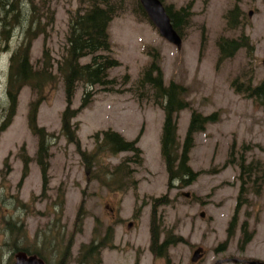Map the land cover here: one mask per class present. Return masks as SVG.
Here are the masks:
<instances>
[{"label": "rangeland", "instance_id": "1", "mask_svg": "<svg viewBox=\"0 0 264 264\" xmlns=\"http://www.w3.org/2000/svg\"><path fill=\"white\" fill-rule=\"evenodd\" d=\"M34 1L33 16L39 22L30 31L26 30L29 13L10 28L15 20L0 7V128L7 117L10 57L24 35L31 36L38 28L28 51L30 61L41 67L46 49L57 77L55 84L45 87L37 112V123L52 133L50 156L44 178L35 159L37 136L28 125L29 102L35 93L24 86L9 124L0 129V264L14 262L16 247L39 251L46 264H57L61 259L64 264H80L81 249L98 240L106 224L117 222L115 247H105L95 256L92 253L84 264H241L234 259L264 260V194L247 192L249 201L237 210L236 230L232 237L227 236L241 180L238 164H225L232 147L235 155L242 152L248 160L264 161V99L254 100L235 87L236 81L264 82V0H164L174 8L191 3L180 48L135 10L134 0L126 2V9L110 21V53L119 64L108 69V77L115 82L113 87L94 85L91 101L71 122L76 124L79 149L87 152L94 150L96 131L109 128L126 139L137 138L143 161L127 164L126 173L131 178L118 191L115 173L125 169L113 174L112 169L131 152L103 149L88 162L76 144L60 132L66 98L57 62L66 50L69 17L84 4L81 0ZM236 3L240 22L229 28L225 14ZM10 18L14 20L11 24ZM242 33L253 44L252 53L242 47L219 62V36ZM154 51L159 52L164 82L174 80L187 88L190 107L176 116L179 144L193 109L204 115L216 114L193 134L187 163L196 174L187 184L174 180L169 185L160 144L164 110L151 93L140 95L141 89H136V80ZM89 59L90 55L83 56L80 61ZM124 74L128 76L125 81ZM84 89L82 82L77 83L72 107H78ZM24 156L29 162L23 174ZM161 196L167 200L153 211L152 201ZM112 211L119 212L118 221L111 220ZM152 215L162 231L170 230L182 238L163 255L149 249ZM246 218L248 230L253 232L241 246V226ZM130 220L133 223L129 226ZM198 246L204 254L192 261Z\"/></svg>", "mask_w": 264, "mask_h": 264}, {"label": "trees", "instance_id": "2", "mask_svg": "<svg viewBox=\"0 0 264 264\" xmlns=\"http://www.w3.org/2000/svg\"><path fill=\"white\" fill-rule=\"evenodd\" d=\"M129 0H81L84 6H80L78 10L69 17L68 32H67V46L65 53L57 62V73L62 78L65 87L66 105L61 113V128L60 132L69 142H74L79 149L78 137L75 133L76 124L71 122L77 112L85 107L92 99V87L94 85L110 84L113 87L115 79L108 77V69L114 65L119 64V60L114 57L111 51V44L108 32L110 21L126 9V2ZM164 3V0H162ZM133 3V1H131ZM135 10L139 11L141 16L147 18V14L140 4L139 0H134ZM166 10L171 18V22L176 31L182 35L183 29L188 25L191 14V3L174 8L171 4L164 3ZM0 7L8 15H12L15 23L10 25L12 28L16 24H20L21 17L29 16V23L26 24V30H31L34 23H38L33 16L36 8L34 0H0ZM240 8L238 4L227 10L225 17L227 27L233 28L240 22ZM10 18V24L14 20ZM5 24V23H4ZM27 31V32H29ZM38 33L33 32L31 36L24 35L23 40L14 50L10 57V64L8 69V78L6 86L7 94V117L2 122L1 130L6 127L11 117L15 113L18 95L24 86H30L35 93V98L29 102L28 107V125L32 133L37 136V151L36 161L40 166L41 174L45 178L48 169V159L50 156V137L52 133L49 132L44 126L37 123V112L39 105L44 98L43 91L46 86H51L56 83L57 77L53 72V62L50 54L46 49H43L44 63L41 67L35 66L30 61L29 47L32 39ZM219 49L218 60L219 62L227 57H231L235 52L244 47L252 53L253 44L250 42L248 36L244 33L236 37L219 36L217 40ZM90 55V59L86 62H81L83 56ZM159 52H153V58L141 71L136 80V89H141L140 95L151 93L154 97V102L158 103L164 110V120L162 125L160 144L161 154L164 159L166 170L168 172V183L172 185V181L179 180L182 183H189L195 176V172L188 165V150L192 143L193 134L202 128L207 121L215 119V113L204 115L201 112L193 109L190 113L189 124L186 130V135L182 141V145L176 137V116L178 112L190 107V102L186 97L187 88L179 82L170 80L168 83L164 82L163 73L159 64ZM124 81L128 79L127 74L123 75ZM84 84V91L81 96V102L78 107H72V98L77 83ZM89 87V88H88ZM108 87V86H106ZM104 89H108V88ZM236 91H243L247 96L254 100L264 99V82L252 84V82H238L235 83ZM95 147L94 150L87 152L80 150L81 155L85 161H94L98 151L109 150L111 153L120 151H130L131 154L125 157L114 169L112 174L120 171L117 174L123 181V184H128L131 175L126 169L127 164L135 162L141 164L143 161L142 152L140 147L137 146V138L126 139L120 135L116 130L104 129L94 133ZM235 143H232L234 146ZM182 146L180 152L179 147ZM231 146V147H232ZM242 145V148H245ZM233 149V147H232ZM230 151V155L225 161V164L237 163L240 169L238 175L241 180L239 191L237 194V204L235 213L229 221L228 237H232L235 232V223L237 221V210L241 204L249 201L247 192L253 194H264V161L259 159L248 160L245 154L235 155ZM238 159L235 161L234 156ZM29 158H23L22 173H27ZM135 183V179L132 180ZM166 196L155 197L152 201L153 211L156 205L166 201ZM81 218V216H80ZM79 224V223H78ZM159 225V223H158ZM154 223L153 215L150 222V249L155 255H163L171 244L177 243L182 238L175 236L170 230L162 231L160 227ZM242 234L240 245L244 246L250 239L253 230H248V218L242 224ZM78 228V227H77ZM79 227L78 229H80ZM111 235V234H110ZM109 235V237H110ZM227 239V237H226ZM87 247L81 249V257L79 263L88 261L89 256L97 255L91 248V244H86ZM16 249L24 250L28 254H37L43 258L39 251H32L26 247H19ZM83 251V252H82ZM88 254L84 257L83 254ZM91 256V257H92ZM57 264H64L62 259Z\"/></svg>", "mask_w": 264, "mask_h": 264}, {"label": "water", "instance_id": "3", "mask_svg": "<svg viewBox=\"0 0 264 264\" xmlns=\"http://www.w3.org/2000/svg\"><path fill=\"white\" fill-rule=\"evenodd\" d=\"M143 9L145 10L148 18L152 24L156 27L158 32L169 42L180 48L182 45V37L174 28L171 18L166 10V7L162 0H139ZM264 64V58L262 59ZM186 196L189 192L184 193ZM201 214H203L201 212ZM202 255V247H196L191 256L192 261H197ZM13 264H45L44 260L37 254H28L24 250H17L14 254ZM249 264H264V260L260 259H249Z\"/></svg>", "mask_w": 264, "mask_h": 264}, {"label": "flooded vegetation", "instance_id": "4", "mask_svg": "<svg viewBox=\"0 0 264 264\" xmlns=\"http://www.w3.org/2000/svg\"><path fill=\"white\" fill-rule=\"evenodd\" d=\"M123 184V181H122V179L117 175L116 177H115V181H114V186H115V189H116V191H118V190H121V189H119V187L121 186ZM112 210V209H111ZM140 210V208L138 209V210H134V212L136 213L137 211H139ZM119 212H117V213H115L114 211H112V221H118L119 220ZM134 215V214H133ZM132 223H133V220H130L129 222H128V225L130 226V225H132ZM116 224H118V222L117 223H115L114 225H116ZM114 225H112V224H106V229H105V231L103 232V234H101L100 233V237L98 238V240H95V242H93V240H92V242H91V248L95 251V252H99V253H101V251L105 248V247H110V248H112V247H115V243H114V239H113V237H114ZM149 227H150V225H149ZM111 234V235H110ZM109 235H110V237H109ZM151 237V236H150ZM149 249H150V242H149ZM203 249V248H202ZM151 250V249H150ZM202 252H203V250H202ZM203 254L204 253H202V255L201 256H203ZM240 260V262H241V264H249V263H247V259H243V258H235L234 259V261L235 260ZM253 259H255V258H253ZM85 263H88V261H84ZM84 262H82V263H80V264H84ZM221 262H222V260H221ZM220 262H218V264H219ZM46 264V263H45ZM135 264H137V261H136V263Z\"/></svg>", "mask_w": 264, "mask_h": 264}]
</instances>
